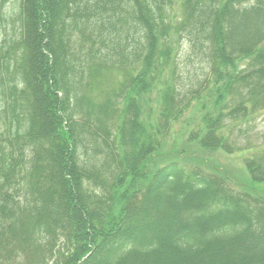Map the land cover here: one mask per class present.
Wrapping results in <instances>:
<instances>
[{
    "label": "trees",
    "instance_id": "16d2710c",
    "mask_svg": "<svg viewBox=\"0 0 264 264\" xmlns=\"http://www.w3.org/2000/svg\"><path fill=\"white\" fill-rule=\"evenodd\" d=\"M2 8L0 264H264V0Z\"/></svg>",
    "mask_w": 264,
    "mask_h": 264
},
{
    "label": "rangeland",
    "instance_id": "374dc122",
    "mask_svg": "<svg viewBox=\"0 0 264 264\" xmlns=\"http://www.w3.org/2000/svg\"><path fill=\"white\" fill-rule=\"evenodd\" d=\"M15 0H6L0 7L4 11L8 10ZM1 36V32H0ZM251 130V138L255 139L254 142H260L262 140V134H264V111L260 112L253 122V125L249 127ZM205 153L206 155H202ZM203 156L207 159L210 165H213L218 170V174H222L228 181L226 182L232 188L240 189V186H246L249 184V175L244 166V157L249 156V153L229 155L222 152L209 153V152H198L195 153V157ZM188 162H195L190 160ZM208 167V166H206ZM208 170L211 169L208 167Z\"/></svg>",
    "mask_w": 264,
    "mask_h": 264
}]
</instances>
